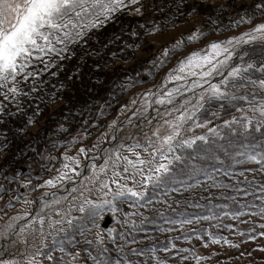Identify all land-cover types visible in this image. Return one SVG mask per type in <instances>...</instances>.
<instances>
[{
	"label": "trees",
	"instance_id": "16d2710c",
	"mask_svg": "<svg viewBox=\"0 0 264 264\" xmlns=\"http://www.w3.org/2000/svg\"><path fill=\"white\" fill-rule=\"evenodd\" d=\"M226 3L228 7L236 6L232 1ZM256 5H264V0L250 7L241 4L228 14L221 6L201 0H138L135 4L124 0V6L108 18H86L76 28L66 29L72 34L68 39H63V32L57 33L63 42L53 39L55 51H33L23 61V71L18 69L15 80L10 77L0 87V181L13 180L10 173H16L21 163L40 166L45 163V153L76 142L74 135L87 122L107 119L120 106L129 84L139 80L141 71H136L139 69L130 58L135 51L151 46L147 38L150 33L168 30L194 13L203 17V23L207 20L212 29L209 33L235 30L238 25L253 24L254 18L264 16V7ZM244 14L252 18L248 20ZM90 19L95 27L84 26ZM260 49L264 50V45L249 55L255 64L244 76L264 80V69L259 68L263 65L258 57ZM11 88L17 91H9ZM248 95L246 100L210 99L203 107L200 120L204 121L197 129L201 127L204 137L202 151L213 149L210 159H204L202 151L194 155V147L184 149L185 153L176 151L180 158L141 198L142 204L157 200L159 195L160 201L169 203L168 207L157 205L141 213L136 210V217L128 218L123 231L115 230L106 244H98L93 238L76 239L79 227L66 230L51 249L69 254L80 241V256L71 261L54 255L51 264H194L196 257H204L206 264H221L213 256L217 251L199 252L194 242L180 243L183 235L175 233L172 224L193 219L184 234L204 232L212 240H225L221 227H227L226 221L239 213L248 214L240 223L263 224L251 213L264 208V164L249 157L264 159V115L260 111L264 98L256 93ZM181 166L194 175H179ZM185 188L188 190L183 192ZM7 190L0 187V195L7 196ZM165 194L173 198H164ZM250 229L240 227V232ZM119 236L120 245L115 241ZM222 258L229 260L227 263L239 261L235 254L231 259ZM258 262L250 264H263Z\"/></svg>",
	"mask_w": 264,
	"mask_h": 264
},
{
	"label": "rangeland",
	"instance_id": "374dc122",
	"mask_svg": "<svg viewBox=\"0 0 264 264\" xmlns=\"http://www.w3.org/2000/svg\"><path fill=\"white\" fill-rule=\"evenodd\" d=\"M201 1L212 6H221L229 14L239 9L241 4L250 7L257 0ZM228 1H232L236 6L228 7ZM133 11L137 12V9ZM243 17L249 20L252 15L244 14ZM239 19L241 20H235ZM262 19L264 16L256 17L252 22ZM206 22L207 20L203 23V17L194 13L188 15L185 22L168 30L150 33L147 38L151 46L142 47L130 58L131 63H135L139 69L136 71H141L139 80L129 84L120 106L107 119L87 122L84 129L79 128L74 135L79 142L74 141L59 150L51 149V152L45 153V163L40 166L30 167L27 161L21 163V166L27 168L24 173H11L13 182L0 181L1 188L13 187V192L15 191V198L12 199L15 206L0 207V264H51L53 254L58 251L48 247L50 240L73 223L79 227L76 239L86 237L85 241L93 238L98 243H106L112 237L113 229L123 231L124 221L136 217V210L141 213L157 205L169 206V203L159 200V195L157 200L141 204V198H117V192L131 188L144 194L147 187L162 179L165 171L160 165L168 169L174 160H178L175 151L186 152L184 149L187 148L180 149V146L188 145L190 149L194 147V155L204 150V147H201L203 140L198 139L202 137V129L195 127L201 126L204 121L200 120L204 101L214 97L211 85H218L222 93L230 87L235 92L246 90L264 94V88L259 85L260 80L245 78L247 80L244 82L237 83L229 75L233 68H240L242 74L244 69H249V65L255 64L249 55L259 47L258 45L253 48V44L264 43V32L254 30L258 25L264 24V21L250 28V24H242L236 26L238 28L235 30H221L210 34L208 33L212 29ZM253 36L256 38L252 39ZM241 37L243 39H240ZM213 43L221 46L219 55L210 47ZM196 53L201 57L209 55L211 62H204L198 57L200 67L195 64L188 65V58ZM258 57L262 59L263 64L259 68L264 69V50L260 49ZM182 65L183 72L179 71ZM213 66L215 71H212L211 75H204ZM251 81L256 83L252 84ZM186 89H200L197 101L175 118L154 123L155 119L167 115L173 106L171 103L177 101V97ZM198 110L199 117L195 118ZM31 129L35 131L34 126H31ZM87 132H93V135ZM177 132L178 135L175 134ZM168 136L174 138L166 143L165 137ZM206 150L210 153L202 152L207 160L210 159L213 149L210 147ZM44 151L45 149L40 155ZM65 157L74 159L67 160ZM141 160L144 161L143 164L139 162ZM65 164L68 165L67 168L64 167ZM157 168L160 170L157 171ZM34 170H38L36 176L32 174ZM177 173L186 178L194 175L186 166H181ZM61 176L63 178L58 179ZM49 180H52L55 186L47 184ZM36 188H40L42 193L34 196L32 193ZM22 189L26 192L23 195L18 194ZM187 190L185 188L183 192ZM52 191L55 193L38 202L37 199L41 195L44 197ZM166 197L173 198L172 195L165 194L164 198ZM4 198L0 195V199ZM106 215L111 216L112 223L108 229H103L101 222ZM247 215L237 214L226 221L229 224L227 227L223 224L221 229L225 240H212L204 235V232L194 236L185 235L184 231L195 221L193 219L175 221L172 227L175 233L183 235L180 243L186 245L194 242L199 252H205L207 249L217 251L213 256L218 257L221 264H250L256 261L264 264V215H255V220L263 223L260 226L240 223L246 221L244 218ZM240 227L252 229L241 233ZM117 241H120V236ZM81 247L72 249L65 256L74 261V256H80ZM232 254L236 255L238 262L227 263L229 260H223V256L231 259ZM194 264H197V261ZM199 264L206 262L202 260Z\"/></svg>",
	"mask_w": 264,
	"mask_h": 264
},
{
	"label": "snow or ice",
	"instance_id": "6c2138e0",
	"mask_svg": "<svg viewBox=\"0 0 264 264\" xmlns=\"http://www.w3.org/2000/svg\"><path fill=\"white\" fill-rule=\"evenodd\" d=\"M137 2L138 0H131L133 4ZM121 6H124V0H0V87H4L10 77L12 80H15L19 74L18 69L19 71H23L26 66L23 61H27L32 56L33 51L45 52L46 49L48 51H55L53 39L57 43H61L63 39L71 37V32L65 31L66 29L69 27L76 28L79 22L86 18L95 17L99 19L101 16L108 18L111 13L117 11ZM256 7L262 8L264 5H256ZM138 11L139 9H137ZM84 26L95 27L96 24L90 19L89 24ZM254 31L264 32V24L258 25ZM60 32H63V39L57 35ZM76 35L79 36L81 33H76ZM255 38L254 36L252 37V39ZM240 39H243V37ZM38 41H43L44 43L41 44ZM247 42L249 41H245V43ZM210 47L216 55H219L218 50L221 47L219 44L213 43ZM224 51L227 50L224 49ZM198 57L204 62H211L209 55L201 57L199 53H196L188 58L187 64H195V66L200 67V64L197 62ZM221 63L224 62L221 61ZM179 71H184V65L180 67ZM212 71H215V66L209 72L204 73V75H211ZM244 71H247V69H244ZM240 72V68H233L229 75L235 80ZM180 78L175 77V79ZM251 83L255 84L256 82L251 81ZM259 85L261 88H264V80H260ZM211 90L214 97L224 98L225 94L220 91L218 85H211ZM9 91L16 92L17 89L11 88ZM231 98L236 99L235 96ZM245 98L241 97V99ZM260 111L261 115H264V105L261 106ZM175 134L178 135L179 133ZM173 138V136L165 137V142L168 143ZM198 139L203 140L204 137H199ZM81 151L84 150L81 149ZM65 159L73 160L74 158L65 157ZM249 159L253 162L264 164V159L257 160L256 156H250ZM139 162L141 164L144 163L142 160ZM129 163H132V161H129ZM64 167L67 168L68 165L65 164ZM160 168H163L165 172L168 170L164 165H160ZM160 168L156 170L159 171ZM62 178L63 176L58 177V179ZM46 183L55 186L52 180ZM142 196L143 193L135 192L131 188L126 191L117 192V198H141ZM81 211H83V208H81ZM244 214L239 213V215ZM251 214L264 215V208H261L258 213ZM213 242L218 243V241ZM235 246L233 245V247ZM201 259H204V257H196L197 264H199V260Z\"/></svg>",
	"mask_w": 264,
	"mask_h": 264
},
{
	"label": "water",
	"instance_id": "95a60500",
	"mask_svg": "<svg viewBox=\"0 0 264 264\" xmlns=\"http://www.w3.org/2000/svg\"><path fill=\"white\" fill-rule=\"evenodd\" d=\"M22 170H25L24 168H22ZM111 223V218L109 217V216H106L105 218H104V221H103V223H102V226L103 227H108V225Z\"/></svg>",
	"mask_w": 264,
	"mask_h": 264
}]
</instances>
